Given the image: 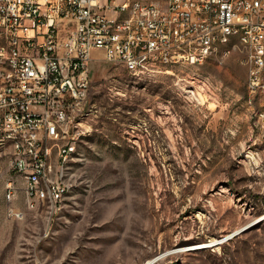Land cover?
<instances>
[{"label":"rangeland","instance_id":"1","mask_svg":"<svg viewBox=\"0 0 264 264\" xmlns=\"http://www.w3.org/2000/svg\"><path fill=\"white\" fill-rule=\"evenodd\" d=\"M90 69L92 132L75 144L79 185L55 219L47 204L8 218L0 171V264H146L226 236L156 264H264V122L243 56L142 80L105 62Z\"/></svg>","mask_w":264,"mask_h":264},{"label":"built area","instance_id":"2","mask_svg":"<svg viewBox=\"0 0 264 264\" xmlns=\"http://www.w3.org/2000/svg\"><path fill=\"white\" fill-rule=\"evenodd\" d=\"M238 33L244 41L234 42ZM235 52L264 122V0H0V158L9 157L20 178L6 185L8 218L22 221L45 203L36 173L53 189L48 221L67 204L60 164L74 160V145L92 132L84 128L93 111L91 63L142 80L172 64L203 66Z\"/></svg>","mask_w":264,"mask_h":264},{"label":"bare ground","instance_id":"3","mask_svg":"<svg viewBox=\"0 0 264 264\" xmlns=\"http://www.w3.org/2000/svg\"><path fill=\"white\" fill-rule=\"evenodd\" d=\"M245 40V33H238L236 35H234V42H242ZM91 71V69H90ZM19 152V145H12L11 146V153H18ZM76 146L74 145L73 147V156L75 157L76 155ZM52 161H59V154H52ZM72 162V160H68L67 163H61L60 164V175H62V177H67V189H70L68 192V195L70 194V192L75 189V182L72 179V176L70 174L71 171V167H70V163ZM36 182H38V193L42 196V200H44L45 203H41V205H48L50 208L53 207V189H51V187H49V185L47 184V176L45 173H36ZM13 191H18V188L16 186V184H13ZM67 195V196H68ZM262 221V220H260ZM245 228V226H244ZM242 228V229H244ZM235 234H238L237 232H235ZM228 238H230L229 236L223 237L221 239H213L211 242L208 243H202V244H196V245H192L189 247H184V248H180L177 250H172V251H168L165 252L164 254H161L158 257H161L159 261H161L162 259L172 256L174 254H179V253H183V252H188V251H199V250H205V249H209V248H214L217 247L221 244L226 243ZM156 259V258H154ZM148 261L146 264H151L153 262V260ZM159 261H157L156 263H158ZM155 263V264H156Z\"/></svg>","mask_w":264,"mask_h":264},{"label":"crops","instance_id":"4","mask_svg":"<svg viewBox=\"0 0 264 264\" xmlns=\"http://www.w3.org/2000/svg\"><path fill=\"white\" fill-rule=\"evenodd\" d=\"M0 171L6 174H9V177L7 178V181L5 182V185L8 183V181L17 178V180L20 182V178L17 177V174L11 171L10 167V158L7 156H4L3 158H0ZM6 189V188H5ZM22 194L19 195L21 198ZM21 204V201L19 202V205Z\"/></svg>","mask_w":264,"mask_h":264},{"label":"water","instance_id":"5","mask_svg":"<svg viewBox=\"0 0 264 264\" xmlns=\"http://www.w3.org/2000/svg\"><path fill=\"white\" fill-rule=\"evenodd\" d=\"M237 235V234H236ZM230 238H228L227 240H231L233 238V236H229ZM162 257V256H161ZM161 257H156V259L153 260V262L151 264H155L157 261L160 260Z\"/></svg>","mask_w":264,"mask_h":264}]
</instances>
